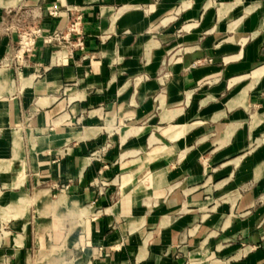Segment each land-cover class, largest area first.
<instances>
[{
  "label": "crops",
  "instance_id": "crops-1",
  "mask_svg": "<svg viewBox=\"0 0 264 264\" xmlns=\"http://www.w3.org/2000/svg\"><path fill=\"white\" fill-rule=\"evenodd\" d=\"M39 223L75 264H264V0H0V264Z\"/></svg>",
  "mask_w": 264,
  "mask_h": 264
},
{
  "label": "rangeland",
  "instance_id": "rangeland-1",
  "mask_svg": "<svg viewBox=\"0 0 264 264\" xmlns=\"http://www.w3.org/2000/svg\"><path fill=\"white\" fill-rule=\"evenodd\" d=\"M5 1H12V0H5ZM38 187H43V186L40 185ZM53 189L54 190L52 192V197H55L57 196L58 193L62 192L60 191L61 184L53 183ZM25 199L26 201L24 203H20L19 206L27 207L28 203L29 204L34 203L38 206L40 213L51 212L59 216L60 218L62 217L60 214L57 213V210L59 211V209L62 208L56 204L59 199L49 200V190L48 189H38L35 191L32 197L30 198L26 197ZM69 209H74V207L69 208ZM72 211L74 213L75 209ZM17 215H19V211L16 213H12L13 217H16ZM48 229H49V225L44 226L41 223L38 224V231H37V243L38 244H36L33 241V243L27 249L28 251L27 260H25L24 256H22L21 262H19L18 264H75L76 263L77 254L75 253L74 250L70 249V247L64 246V245H60L58 247V246L51 245L49 243H46V244L44 243L43 231L44 230L46 231ZM31 232L33 236L34 235L33 225L31 228ZM2 249H7V247L1 246L0 250Z\"/></svg>",
  "mask_w": 264,
  "mask_h": 264
},
{
  "label": "built area",
  "instance_id": "built-area-1",
  "mask_svg": "<svg viewBox=\"0 0 264 264\" xmlns=\"http://www.w3.org/2000/svg\"><path fill=\"white\" fill-rule=\"evenodd\" d=\"M50 14L56 15V11L52 10L50 11ZM80 24V15H75L73 16V21L69 24L67 30L64 33L44 35L42 28L37 25H31L22 28L18 34V42L13 54V58L18 62V64H22L24 57L33 51L36 41L39 38H42L43 42L46 44L55 43L57 46L70 44L71 46L82 47L83 43L81 39ZM73 35L76 36L74 40L72 38ZM66 189L67 185H61L60 191L63 192Z\"/></svg>",
  "mask_w": 264,
  "mask_h": 264
}]
</instances>
